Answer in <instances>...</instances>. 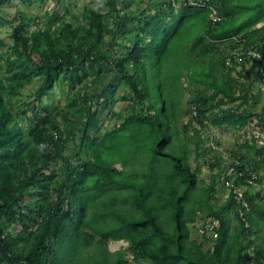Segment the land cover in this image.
I'll use <instances>...</instances> for the list:
<instances>
[{
  "label": "trees",
  "instance_id": "1",
  "mask_svg": "<svg viewBox=\"0 0 264 264\" xmlns=\"http://www.w3.org/2000/svg\"><path fill=\"white\" fill-rule=\"evenodd\" d=\"M177 1L90 0L71 20L45 12L34 29L32 16L0 12V27H10L0 51V264H264V242H255L264 191L249 182L264 167V142L249 132L264 128L253 91L264 73V0ZM244 9L255 13L238 17ZM56 89L67 95L50 104ZM99 105L118 119L102 133L91 122ZM179 125L217 167L202 193ZM209 127L244 136L226 166ZM211 219V234L190 237V223L197 232ZM108 239L126 246L110 252Z\"/></svg>",
  "mask_w": 264,
  "mask_h": 264
},
{
  "label": "rangeland",
  "instance_id": "2",
  "mask_svg": "<svg viewBox=\"0 0 264 264\" xmlns=\"http://www.w3.org/2000/svg\"><path fill=\"white\" fill-rule=\"evenodd\" d=\"M241 5H245L244 7L248 6V5H252L255 2H257L258 0H239ZM58 2V3H57ZM90 0H45L44 2L40 3L38 1H33L32 3L29 2H25L23 0H11L6 4H3L0 6V12H3L4 14L8 15L10 19H12V17L14 16V14L16 12H21L22 16H32L34 19V23L31 24V29H34L37 24H45V12H67V14L65 15L66 18L71 20L70 14L71 13H80L82 12L83 7L89 3ZM133 6V5H132ZM131 6V8H132ZM132 12H135L138 14L139 9H136L135 5L132 8ZM241 12V14L238 13V17L241 16L243 17L246 12H252V14H254V9L253 10H241L238 11ZM248 13V14H249ZM23 16V18H24ZM42 21V22H41ZM127 24H130V20H127ZM262 25V22H258L255 27H259ZM10 32V27L8 25L6 26H2L0 27V51L1 49L6 46V44L10 41L8 38V34ZM120 40L124 43L126 41L125 38H120ZM4 50V49H3ZM3 52V51H1ZM246 68L248 70H250V64L247 63ZM239 69V67H237V70ZM106 74L109 76V72H107L106 70ZM241 80H244L241 77ZM126 83H121L118 85L117 88V93H120L123 90H126L125 87ZM255 87L253 88L254 94L258 99V103L255 106V110L259 111L261 108L264 109V89L263 86L260 85V83L257 82V85H254ZM30 89H28L29 91ZM31 91V90H30ZM55 96L59 97V100L56 101L57 98L54 97L53 100L47 101L50 104H56V102L58 104H61L64 102L65 97L67 95L66 91L64 90H58L56 89L55 91ZM118 97V96H117ZM128 104V100H123L118 98L117 101L115 102V106L118 109H123L126 105ZM93 109L96 110L95 115L92 117L91 122H94L96 125V128H98V131L100 133L103 132V130L109 128L110 126H112V124L117 123L118 119L116 118H112L110 115V111L108 106L107 107H103L101 105L99 106H94ZM182 122H185L184 120L186 119H182ZM253 123H251V127L249 128V132L252 134H255L256 136H258V140L259 143H263L264 142V128L261 129L260 126H256V125H252ZM197 126V125H196ZM179 128H181V132L180 135L178 136V139L176 140V142L178 144H180V148L182 147V142L185 143L186 146V152H187V162L190 164L192 169L198 168L200 169L199 172V180L197 182V187L194 189V193L198 194V193H202V188L206 185H208L209 180H210V174H212L213 172L217 171V167L214 166V162L213 164H205L204 162V157L203 155L200 156H196L194 153V145L189 141L186 140V138H184V136H188L191 134V128H185L184 125H179ZM207 132L213 137L212 142L214 144H216L215 142L217 141L218 143L216 144V148L218 149V151L220 152V157H222V163L223 164H228L230 162V156L228 155L230 150H238V144L240 142H242L241 139L244 138V136H240L239 137H235L232 130L231 129H227V128H217V127H209L207 129ZM207 144H209V140L207 141ZM204 145H205V141H204ZM205 147V146H204ZM75 149H73L74 151ZM199 150H202V148H200ZM72 149L66 151L68 154H73ZM177 151H181V149H177ZM217 151V152H218ZM199 152V151H198ZM212 155V154H210ZM89 157H91V154L88 155ZM116 168H121L122 164L121 163H117L114 165ZM264 166V165H263ZM264 167L260 170V181L259 183H256L255 185H251V188L254 190H262L264 191V172H263ZM217 184V183H216ZM215 184V185H216ZM214 185V186H215ZM215 188H218V186L216 185ZM219 189V188H218ZM239 189H242V186L239 187ZM214 198L217 200V203H220L223 201V199L225 198L223 196V192L220 191L218 194L214 195ZM213 201V200H212ZM259 203L264 207V195L260 196L258 198ZM169 209H164V212L169 213ZM160 221L166 223V220L163 221L164 217L162 216H158ZM169 220V218L167 219ZM194 223V222H193ZM193 223H190L189 225V230H190V237L191 238H196V239H200L202 236H200V232L199 231H195V225ZM196 223V222H195ZM165 229H171L173 226L171 223H169L168 226H164ZM264 235V233H263ZM264 242V236L262 237L261 234H259L256 238V243H261ZM207 246L210 245V242L206 243ZM126 246V242L123 240H113V239H108L107 241V249L110 252H114L116 250H118L119 248H124ZM130 255H126V259H129ZM130 264H149L146 262H140V263H130Z\"/></svg>",
  "mask_w": 264,
  "mask_h": 264
},
{
  "label": "built area",
  "instance_id": "3",
  "mask_svg": "<svg viewBox=\"0 0 264 264\" xmlns=\"http://www.w3.org/2000/svg\"><path fill=\"white\" fill-rule=\"evenodd\" d=\"M188 4V5H194V6H203L206 4V0H180V1H177V2H174V5L175 6H178L180 4ZM211 14H210V18L212 20V22H214L215 20L218 19V16H217V12L215 11V9L213 7H211ZM245 57L246 58H249L251 59V61H262L263 62V57L261 56V54L255 50H252L250 48H247L245 50V53H244ZM261 83L264 87V73H263V76H262V79H261ZM249 182H251V185H255L256 183L252 182V180H249ZM226 185L229 186L230 184L228 182H226ZM241 191L239 188L237 189L236 191V198L239 199L241 197ZM208 222H210V224L208 226L205 227V229H203V227L199 226V232L202 233L203 230L205 231V234L209 235L212 233V229H213V225L216 224L215 220L211 219V220H206ZM213 236L215 237L216 234L213 233Z\"/></svg>",
  "mask_w": 264,
  "mask_h": 264
},
{
  "label": "clouds",
  "instance_id": "4",
  "mask_svg": "<svg viewBox=\"0 0 264 264\" xmlns=\"http://www.w3.org/2000/svg\"><path fill=\"white\" fill-rule=\"evenodd\" d=\"M224 165L226 166L227 164H224ZM230 172H231L230 167H228L225 173H226L227 175H229Z\"/></svg>",
  "mask_w": 264,
  "mask_h": 264
}]
</instances>
